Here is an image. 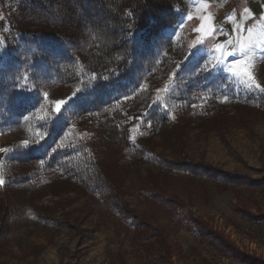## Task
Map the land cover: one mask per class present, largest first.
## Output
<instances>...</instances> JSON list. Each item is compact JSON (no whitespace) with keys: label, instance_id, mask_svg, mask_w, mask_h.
<instances>
[{"label":"trees","instance_id":"16d2710c","mask_svg":"<svg viewBox=\"0 0 264 264\" xmlns=\"http://www.w3.org/2000/svg\"><path fill=\"white\" fill-rule=\"evenodd\" d=\"M0 2L9 4V8L1 7L6 18L16 10L42 23L34 29L10 28L6 33L11 51L0 66V128L27 124L29 113L43 103V90L60 86L74 89L69 107L59 113L51 107L46 116L30 119L28 146L7 152L8 188L19 184L10 172V163L33 165L27 181L46 182L50 190L62 182L83 185L88 193L101 196L109 212L132 220L146 243L157 237L153 226L127 203L122 186L98 148L135 149L136 135L153 138L170 122L180 138L197 119L215 121L223 114L235 117L239 108L264 111V91L238 87L225 74L208 69L204 57L177 63L171 32L183 14L180 0ZM133 122L140 123L143 130ZM136 152L167 173L210 181L222 189H264V177L253 179L148 150ZM148 196L172 207L173 215L183 217L184 227L198 232L205 244L224 255L252 260L203 221L180 214L179 205L163 192L150 191ZM0 198L1 252L10 233L11 206L6 191L0 190ZM253 219L264 221V215ZM55 223L60 228L67 226L64 221Z\"/></svg>","mask_w":264,"mask_h":264},{"label":"rangeland","instance_id":"374dc122","mask_svg":"<svg viewBox=\"0 0 264 264\" xmlns=\"http://www.w3.org/2000/svg\"><path fill=\"white\" fill-rule=\"evenodd\" d=\"M2 4L9 8L7 2H0V66L11 51L5 40L10 28L20 31L42 25L16 10L6 18ZM180 4L183 14L171 32L177 63L204 57L208 69L225 74L238 87L261 91L229 68L244 59L239 44L255 41L253 72L264 87V0H180ZM201 25L205 30L197 31ZM218 44L224 46L222 52L234 54L221 56L216 50ZM42 94L43 103L29 113L27 124L0 128V178L4 181L0 190L7 192L11 206V228L1 246L0 264H264V221L259 219L264 215V189H222L210 181L167 173L136 152L148 150L177 161L187 158L259 179L264 177V111L239 108L235 117L223 114L215 121L197 119L180 138L170 122L153 138L136 135L135 149L98 148L122 186L127 203L154 228L157 237L144 243L132 220L109 212L101 196L88 193L83 185L58 183L51 194L46 182L27 181L33 165L10 163V172L19 184L7 187V152L28 146L30 119L46 116L51 107L55 110L57 100L66 101L62 108L69 107L74 89L52 87ZM133 123L143 130L140 123ZM150 191L163 192L179 205L180 214L203 221L252 260L224 255L205 244L198 232L184 227L183 217L173 215L172 207L149 197ZM58 220L67 226L57 227Z\"/></svg>","mask_w":264,"mask_h":264},{"label":"snow or ice","instance_id":"6c2138e0","mask_svg":"<svg viewBox=\"0 0 264 264\" xmlns=\"http://www.w3.org/2000/svg\"><path fill=\"white\" fill-rule=\"evenodd\" d=\"M248 9H245V12H247ZM204 25H201L200 29H197V31H204ZM215 29H213L214 31ZM255 44V41H252L251 39L247 44L241 42L239 44V52L244 57V59L239 60L234 64L231 68H229V71L232 72L234 75H242L245 78V82L250 87H255L257 89H260L261 91H264V87H261V85L257 82L256 77L253 72V62L254 57L252 55V48ZM223 45H216V50L221 53V56L223 55H233L234 53L228 52L224 53L222 52ZM166 90V89H165ZM66 105V101L64 100H57L55 102V111L57 113L61 112L62 106ZM3 179L0 178V184H3Z\"/></svg>","mask_w":264,"mask_h":264}]
</instances>
